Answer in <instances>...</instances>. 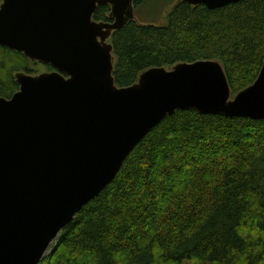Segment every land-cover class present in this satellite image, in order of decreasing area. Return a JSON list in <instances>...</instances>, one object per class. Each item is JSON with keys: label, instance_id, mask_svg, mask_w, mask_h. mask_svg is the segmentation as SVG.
Returning <instances> with one entry per match:
<instances>
[{"label": "trees", "instance_id": "16d2710c", "mask_svg": "<svg viewBox=\"0 0 264 264\" xmlns=\"http://www.w3.org/2000/svg\"><path fill=\"white\" fill-rule=\"evenodd\" d=\"M151 2L172 4L163 25L134 14L109 39L117 87L151 68L200 60L220 62L233 95L256 80L264 0L213 11L183 0H133L134 9ZM109 11L98 7L93 20L110 22ZM31 63L0 46L1 98L18 90L15 73L34 75ZM61 233L40 264H264V122L167 116Z\"/></svg>", "mask_w": 264, "mask_h": 264}, {"label": "water", "instance_id": "95a60500", "mask_svg": "<svg viewBox=\"0 0 264 264\" xmlns=\"http://www.w3.org/2000/svg\"><path fill=\"white\" fill-rule=\"evenodd\" d=\"M183 1L213 11L242 0ZM102 6L113 23L92 20ZM133 10V0H2L0 46L54 71L17 73L18 92L0 97V264H40L167 116L264 122V60L235 95L214 60L151 68L116 87L108 40Z\"/></svg>", "mask_w": 264, "mask_h": 264}, {"label": "rangeland", "instance_id": "374dc122", "mask_svg": "<svg viewBox=\"0 0 264 264\" xmlns=\"http://www.w3.org/2000/svg\"><path fill=\"white\" fill-rule=\"evenodd\" d=\"M171 8H172V4H170V5H161V4L157 5L155 2H151V3H146L145 5H143L142 8H139L137 11H135V9H134L133 15L135 14L137 19L141 22H153L156 25H163L166 22V16L169 13V11L171 10ZM155 10H156L155 14L149 18L147 16L148 13H150L151 11H155ZM32 62L34 64L31 63L30 68H31L32 74H34V75H31V76H36V75L41 74V73L49 72L43 66L44 64L39 63V62L35 63V61H32ZM61 236H62V234L60 236H58V238L52 243L50 249L48 250V253L46 254V257L49 255V253L52 251V249L57 245Z\"/></svg>", "mask_w": 264, "mask_h": 264}, {"label": "bare ground", "instance_id": "6f19581e", "mask_svg": "<svg viewBox=\"0 0 264 264\" xmlns=\"http://www.w3.org/2000/svg\"><path fill=\"white\" fill-rule=\"evenodd\" d=\"M1 3H2V2H1ZM108 7H109V6H108ZM109 9H110V8H109ZM108 17L112 20V22H110V23H113V22L115 21V18H114V17H111V16H110V13H109ZM133 20H134V15L132 16V19H130V20H128V21L126 22L125 26H126L130 21H133ZM104 23H109V22H104ZM108 43H109V40H108ZM15 52H16V51H15ZM18 53H19V52H18ZM21 54H22V53H21ZM22 55H23V54H22ZM25 58H26V57H25ZM26 59H27V58H26ZM28 60H29V59H28ZM214 61H215V60H214ZM31 62H32V61H31ZM35 63H37V62H35ZM44 65H46V64H44ZM155 68H157V67H155ZM159 68H161V67H159ZM165 68H166V67H165ZM167 69H169V68H167ZM53 71H54V69H53ZM53 71H51V72H53ZM18 73H23V72H18ZM258 73H259V72H258ZM15 74H17V73H15ZM15 74H14V75H15ZM14 75H13V77H14ZM26 75H27V74H26ZM30 76H31V75H30ZM256 78H257V77H256ZM14 80H15V79H14ZM137 80H138V79H137ZM136 82H137V81H136ZM114 84H115V83H114ZM16 85H17V84H16ZM17 86H18V85H17ZM115 86H116V85H115ZM116 87H117V86H116ZM128 87H129V86H128ZM118 88H126V87H118ZM229 88H230V87H229ZM18 89H19V87H18ZM16 92H18V90H17ZM16 92H15V93H16ZM15 93H14V94H15ZM14 94H13V95H14ZM231 94H232V93H231ZM13 95H12V96H13ZM232 95H233V94H232ZM12 96H11V97H12ZM11 97H10V98H11ZM10 98H9V99H10ZM4 99H5V98H4ZM9 99H8V100H9ZM129 155H130V154H129ZM129 155H128V156H129ZM126 159H127V158H126ZM126 159H125V160H126ZM111 183H112V182H111ZM111 183H110V184H111ZM108 186H109V185H108ZM108 186H107V187H108ZM107 187H106V188H107ZM106 188H105V189H106ZM105 189H104V190H105ZM104 190H103V191H104ZM103 191H102V192H103ZM102 192H101V193H102ZM101 193H100V194H101ZM75 217H76V216H75ZM73 220H74V219H73ZM73 220H72V221H73ZM72 221H71V222H72ZM68 224H69V223H68ZM68 224H67V225H68ZM67 225H66V226H67ZM66 226H65V227H66ZM65 227H64V228H65Z\"/></svg>", "mask_w": 264, "mask_h": 264}, {"label": "flooded vegetation", "instance_id": "af4514ba", "mask_svg": "<svg viewBox=\"0 0 264 264\" xmlns=\"http://www.w3.org/2000/svg\"><path fill=\"white\" fill-rule=\"evenodd\" d=\"M109 10H110V9H109ZM109 12H110V11H109ZM93 15H94V14H93ZM108 15H109V13H108ZM92 20H93V17H92ZM93 21H94V20H93ZM111 21H112V20H111ZM111 21H110V22H111ZM95 22H96V21H95ZM101 22H102V21H101Z\"/></svg>", "mask_w": 264, "mask_h": 264}, {"label": "clouds", "instance_id": "9594fccd", "mask_svg": "<svg viewBox=\"0 0 264 264\" xmlns=\"http://www.w3.org/2000/svg\"><path fill=\"white\" fill-rule=\"evenodd\" d=\"M193 264H195V261H193Z\"/></svg>", "mask_w": 264, "mask_h": 264}]
</instances>
